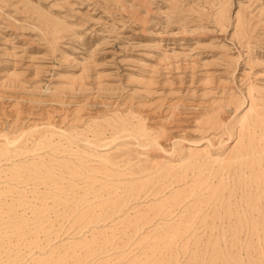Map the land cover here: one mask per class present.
Listing matches in <instances>:
<instances>
[{
	"label": "rangeland",
	"instance_id": "obj_1",
	"mask_svg": "<svg viewBox=\"0 0 264 264\" xmlns=\"http://www.w3.org/2000/svg\"><path fill=\"white\" fill-rule=\"evenodd\" d=\"M0 264H264V0H0Z\"/></svg>",
	"mask_w": 264,
	"mask_h": 264
},
{
	"label": "bare ground",
	"instance_id": "obj_2",
	"mask_svg": "<svg viewBox=\"0 0 264 264\" xmlns=\"http://www.w3.org/2000/svg\"><path fill=\"white\" fill-rule=\"evenodd\" d=\"M252 88L253 89H255L256 88V86H252ZM46 125H49L51 128V131H53V128H55L56 129V127H58L57 125H55V124H53V123H51V122H49L48 124H46ZM53 127V128H52ZM59 129H61V130H63L61 127H59ZM67 130L66 129H64V132H66ZM53 132H55V131H53ZM233 134L232 133H230L229 135H228V137L230 138L231 136H232ZM22 137V136H21ZM6 140H10V138H7ZM18 140L19 139H16V140H14V141H9L10 143H13V142H15V143H17L18 142ZM97 158H99V159H103V158H105L106 156L105 155H102V156H100V155H98V156H96Z\"/></svg>",
	"mask_w": 264,
	"mask_h": 264
}]
</instances>
